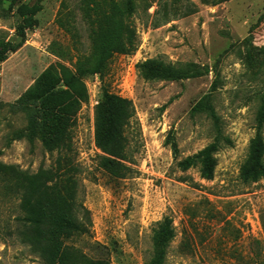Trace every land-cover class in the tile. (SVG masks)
Wrapping results in <instances>:
<instances>
[{"label":"rangeland","instance_id":"1","mask_svg":"<svg viewBox=\"0 0 264 264\" xmlns=\"http://www.w3.org/2000/svg\"><path fill=\"white\" fill-rule=\"evenodd\" d=\"M39 2L34 27L0 60V162L38 174L48 197L85 226L68 242L109 264H152L153 232L168 218L173 236L162 264H264V178H240L258 127L264 140V0H131L135 46L114 54L102 74L83 77L88 101L54 146L42 142L39 101L23 95L49 66H90V41L76 0ZM16 7L0 0L5 41H18ZM148 59L173 74L146 76ZM104 90L134 107L125 158L114 168L102 165L94 141ZM218 133L212 178L199 165L177 166ZM19 199L0 173V264H44L18 219Z\"/></svg>","mask_w":264,"mask_h":264},{"label":"trees","instance_id":"2","mask_svg":"<svg viewBox=\"0 0 264 264\" xmlns=\"http://www.w3.org/2000/svg\"><path fill=\"white\" fill-rule=\"evenodd\" d=\"M16 4L20 21L16 26L18 41H5L0 38V60L17 48L25 39L26 30L36 23L35 15L40 10L39 0L27 4L22 0H11ZM82 20L89 32L90 52L86 63L82 59L75 71L63 65L49 66L36 79L34 86L25 92L23 99L39 101L40 127L44 145L54 146L66 137L67 129L75 123L76 113L82 103L88 101V93L83 77L89 73L102 74L110 58L117 53H129L136 44V30L129 16L133 12L131 0L120 5L117 0H76ZM58 12L57 23L65 25L64 9ZM63 14V17H62ZM148 77H169L173 69L161 61L148 59L142 65ZM64 85V88L60 87ZM134 115V107L129 98L104 90L101 100L94 109V141L105 154L102 165L114 168L125 158L127 142L126 129ZM220 134L215 139L177 161V166L185 170L199 165L200 175L206 179L213 176L216 164L214 153L219 148ZM225 142L231 143L227 137ZM264 140L258 127L250 139L248 154L240 170L244 182H255L264 178ZM0 173L9 175L20 194L18 219L25 222L29 240L34 243L43 257L44 264H109L107 259L94 258L82 252L68 240L79 237L86 228L72 216L70 209L62 203H54L45 190V184L38 174H28L13 165L0 162ZM8 183L6 176H1ZM169 219L159 224L153 232V245L156 250L152 264H162L164 247L173 236Z\"/></svg>","mask_w":264,"mask_h":264}]
</instances>
